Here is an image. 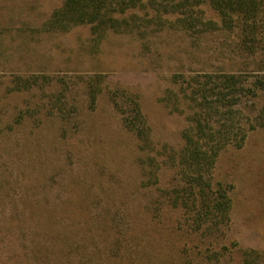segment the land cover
I'll return each instance as SVG.
<instances>
[{
	"label": "rangeland",
	"instance_id": "obj_1",
	"mask_svg": "<svg viewBox=\"0 0 264 264\" xmlns=\"http://www.w3.org/2000/svg\"><path fill=\"white\" fill-rule=\"evenodd\" d=\"M64 1L0 0V264H239L242 249L264 250V129L218 157L215 179L234 188L231 223L214 239L188 230L184 211L169 205L174 168L140 148L111 97L139 94L153 146L179 151L188 121L161 97L177 73L236 70L226 43L237 34L194 40L164 30L144 46L109 32L93 52L88 25L43 30ZM96 73L106 79L91 110L83 81ZM32 75L52 80L14 90L16 76ZM152 165L158 177L149 182ZM37 206L42 214L26 222L41 218L31 223L47 231L13 230Z\"/></svg>",
	"mask_w": 264,
	"mask_h": 264
},
{
	"label": "trees",
	"instance_id": "obj_2",
	"mask_svg": "<svg viewBox=\"0 0 264 264\" xmlns=\"http://www.w3.org/2000/svg\"><path fill=\"white\" fill-rule=\"evenodd\" d=\"M204 6L219 20L206 17ZM81 25L91 29L93 52L99 50L109 32L136 35L144 46L151 36L164 30L182 31L194 40L216 32L237 34V41L226 43L239 59L232 60L236 70L177 73L172 77L173 86L161 97L171 112L184 113L188 121L179 151L153 146L139 94L119 89L111 95L124 125L139 139L140 148L163 154L161 162L174 168L177 176L164 197L169 205L184 211L188 230L220 238L231 223L234 185L215 179L218 157L228 147H243L251 131L264 129V0H65L43 30L67 32ZM40 78L43 82L52 80L46 75L16 76L13 88L29 89L40 84ZM105 79L106 74L96 73L83 81L91 110L97 106ZM147 170V181H157V169L152 165ZM38 207L22 211L24 225L13 230L40 235L47 231L33 224L41 218L26 222L42 210ZM220 252L213 254L217 261ZM241 253L239 264H264V250L246 248Z\"/></svg>",
	"mask_w": 264,
	"mask_h": 264
}]
</instances>
